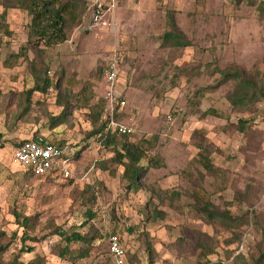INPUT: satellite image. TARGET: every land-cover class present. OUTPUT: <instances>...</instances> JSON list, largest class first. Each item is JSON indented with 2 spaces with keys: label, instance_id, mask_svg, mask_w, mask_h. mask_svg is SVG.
Instances as JSON below:
<instances>
[{
  "label": "rangeland",
  "instance_id": "1",
  "mask_svg": "<svg viewBox=\"0 0 264 264\" xmlns=\"http://www.w3.org/2000/svg\"><path fill=\"white\" fill-rule=\"evenodd\" d=\"M15 1L0 0L6 28H0V247L9 248L5 258L22 246L17 211L36 217L31 236L38 240L26 242L34 250L22 255L25 261L42 257L44 264H72L59 257L60 237L52 231L60 226L94 228L102 235L76 264H113L112 235L120 238L127 264H254L264 253V98L234 108L227 98L234 80L217 82L219 69L240 70L264 90L261 1L116 0L112 15H104L107 24L94 26L95 0H60L70 1L74 16L67 40L52 47L29 42L31 16ZM171 30L187 46L165 43L163 36ZM115 53L119 97L112 102L103 75ZM44 71L53 79L63 77V85L35 92L28 101L33 72L43 79ZM60 94L72 97L74 106L65 122L52 128L51 118L66 103ZM102 99L104 120L129 127L131 141H141L145 167L153 158L159 161L146 167L136 192L126 187L122 167L112 163V149L88 138L99 125L94 126L90 109ZM239 118L254 119L246 134L237 127ZM40 133L64 141L72 154L88 145L71 160V178L32 177L14 162L15 144ZM200 150L221 172L208 174L199 166ZM87 184L97 190L93 219L79 197ZM194 184L213 206L243 217L240 241L226 244L231 239L226 225L196 212ZM237 192L246 202L227 205ZM197 231L212 238L214 252L206 259Z\"/></svg>",
  "mask_w": 264,
  "mask_h": 264
},
{
  "label": "trees",
  "instance_id": "2",
  "mask_svg": "<svg viewBox=\"0 0 264 264\" xmlns=\"http://www.w3.org/2000/svg\"><path fill=\"white\" fill-rule=\"evenodd\" d=\"M69 2L70 1L60 2V0H16L15 6L26 11L31 16L29 42H32L35 45L44 44L47 47L56 46L65 42L68 38L67 28L70 22L69 20L74 16V8L72 5H69ZM261 4L263 6L262 9H264V1H261ZM4 24L5 16L3 14L0 16V28L6 30ZM172 28L174 31H179L177 25L174 23ZM174 31L171 30L170 32H166L164 34L163 38L165 43L169 44L171 42V44L176 46H187V43L181 40L180 34L178 35L177 32ZM33 74L34 77H36V82L33 88L26 91L28 101L33 93L46 92L51 87L59 90L64 83L63 77L53 79L49 77L46 71L43 72V79L34 72ZM219 75L221 77L217 82L219 85L228 82V80H234L235 82L233 91L227 95L228 100L234 108H238L241 105L246 104L250 105V103L264 98V90L262 88L259 90L256 87L257 85L255 80L246 75L244 72L240 70L230 71L227 69H219ZM62 95H64V100H66L65 104L60 102V105L64 107V111L60 115L51 118L52 128L65 122V119L71 114V108L74 106L72 103V97H69L67 94H60L59 96ZM105 104L106 100L102 99L90 109L94 126H96V122L98 121L99 125L93 128V131L88 134V138L93 137L96 142H99V144L103 147H109L112 149V163L122 167V179L125 181L126 187L136 192L140 189V182L145 176L147 170L146 167H156V164H158L159 161L155 160L153 162V158L145 167L143 164V160L145 159V150L141 141L132 142L129 138V134L118 135L109 129V119L104 120V112L106 111ZM253 124V118H239L237 127L240 132L246 134L249 132ZM21 142H23V140L16 143L15 148ZM54 143L59 146H65L64 141L55 140ZM86 148H88V145L84 144L76 152H73V154L70 155V159L74 160L75 158H78ZM197 162L199 166L202 167L208 174L221 172L218 167L214 166L210 156L201 150L197 154ZM26 172L32 177H40L35 176L31 170L26 169ZM44 178L50 181H55L60 177L59 175H55L54 177L49 175ZM70 182L72 181L70 180ZM79 197L81 199V204L86 206V216L89 219H93L95 217V213L92 208L97 202V190L94 185H85V187L79 192ZM192 197L194 199L192 206L196 212L202 214L209 222L216 220L224 223L227 229H229L231 239H226V244H232L233 242L241 240L243 231L240 223L243 217L232 215L229 209L221 211L213 206L212 201L206 196V193H202L196 188V184H194L193 187ZM245 199L246 198L243 192H237L234 196V200L231 203L229 202L227 205H232L233 203L240 206L246 202ZM14 214L18 225L23 228V234L20 237L22 246L19 251L12 253L10 259H6L4 256L9 248L7 246H1L0 264H44V259L42 257L29 261L22 259V255L31 253L34 250L33 247H27L26 242H37L38 240L36 237L31 236V232L34 231L36 217L23 216L17 211H15ZM255 224H258L257 221ZM84 225H87V223ZM78 229L79 228L74 227L71 231H68L58 226L53 227L52 231V234L60 237V241L56 244V247L59 250V257L71 262L72 264H76L78 261L88 257L93 250L92 247H94L95 240L102 238V235L94 228H89L86 232L79 231ZM262 229L264 230V228ZM196 237L200 242L199 245L203 248V257L205 259L208 258V256L214 252V245L210 242L212 238L202 231H197ZM73 244H75V246L77 244L81 246L72 248ZM239 257H242V255L236 256V260ZM261 261H264V253H262L258 259H255L254 264H261ZM207 263L224 264L223 262L211 263L209 261H207Z\"/></svg>",
  "mask_w": 264,
  "mask_h": 264
},
{
  "label": "built area",
  "instance_id": "3",
  "mask_svg": "<svg viewBox=\"0 0 264 264\" xmlns=\"http://www.w3.org/2000/svg\"><path fill=\"white\" fill-rule=\"evenodd\" d=\"M115 5L116 0H95L94 26L107 24V21L104 20V15H112ZM119 63V55L115 53L104 69L103 83L105 84L106 97L111 99L112 102L119 97L115 91L119 79ZM108 126L113 133L118 135L131 133L129 127L114 120H110ZM70 155H72V151L68 145L59 146L46 135L38 134L23 140L14 149L13 160L25 169L31 170L35 176L46 177L50 175L54 177L59 175L60 178L67 179L72 177ZM109 245L112 263L127 264L126 252L117 235L109 237Z\"/></svg>",
  "mask_w": 264,
  "mask_h": 264
},
{
  "label": "crops",
  "instance_id": "4",
  "mask_svg": "<svg viewBox=\"0 0 264 264\" xmlns=\"http://www.w3.org/2000/svg\"><path fill=\"white\" fill-rule=\"evenodd\" d=\"M45 135V134H44ZM47 136V135H46ZM48 138H50L52 141H55L53 138H51L50 136H47ZM25 140V139H24ZM44 178V177H42Z\"/></svg>",
  "mask_w": 264,
  "mask_h": 264
}]
</instances>
